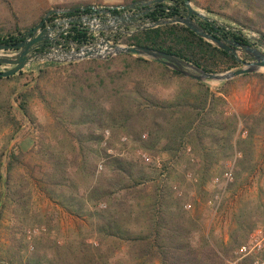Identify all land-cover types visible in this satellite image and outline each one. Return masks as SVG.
I'll list each match as a JSON object with an SVG mask.
<instances>
[{
  "label": "trees",
  "instance_id": "obj_1",
  "mask_svg": "<svg viewBox=\"0 0 264 264\" xmlns=\"http://www.w3.org/2000/svg\"><path fill=\"white\" fill-rule=\"evenodd\" d=\"M1 1L10 8L8 0ZM169 1L155 4L143 17L157 20L186 10L184 0ZM226 2L228 6L233 3L229 14L206 7L238 25L234 30L223 26L221 34L263 45L264 0ZM71 14H51L48 20ZM199 21L213 30L210 22ZM241 28L255 31L256 42H250ZM22 32L17 27L0 31V41L18 42ZM67 37L80 43L94 35L75 29ZM112 39L175 54L206 71H224L240 64L232 53L179 23L114 34ZM242 57L250 59L247 54ZM37 65L35 70L0 77V220L6 215L17 218L15 229H21L18 237L14 234L20 231L12 230L9 243L0 246L5 256L0 262L75 264L60 254L48 255L36 241L28 252L23 228L34 185L66 213L81 219L98 238L97 251L83 255L76 264H100L108 250L116 247L119 251L121 246L124 252L116 264H255L256 258L264 260V247L251 255L238 253L257 227V218L264 220L261 185L257 184L253 205L244 203L233 213L223 239L186 215L184 196L168 181L174 164L185 158L202 190L214 177L222 182L226 161L234 158L233 178L225 186L233 198L264 171V71L242 74L213 88L163 63L129 53ZM52 76L55 80L50 83ZM12 81L15 85L4 92L1 84ZM230 85L251 86V112L231 108L226 97ZM36 98L47 112L44 121L33 108ZM24 125L38 130L26 151L11 143ZM122 136L132 150L147 152V158L134 155L135 151L129 155L109 152ZM236 152L240 155L235 156ZM107 242L112 246L105 249L102 245Z\"/></svg>",
  "mask_w": 264,
  "mask_h": 264
},
{
  "label": "rangeland",
  "instance_id": "obj_2",
  "mask_svg": "<svg viewBox=\"0 0 264 264\" xmlns=\"http://www.w3.org/2000/svg\"><path fill=\"white\" fill-rule=\"evenodd\" d=\"M10 8H8L0 0V31H6L10 28L17 27L22 31H26L32 28L37 23L35 21L43 13L45 9L53 8V5L60 4L63 6H68L69 4L84 3V5H98V6H111V5H125L130 3L131 0H8ZM170 1L167 0L166 3ZM192 7L196 10L209 16L214 23H221L222 25H228L227 29L234 30L238 25L226 19L223 16L218 15L215 12L209 11L206 7L209 5L211 9L220 13H231L232 5L228 6L226 0H190ZM83 6V5H82ZM83 13V12H80ZM66 17V16H65ZM72 20L68 21L71 22ZM49 23H44L43 26L53 25ZM27 26H29L27 28ZM64 24L58 26V30L63 29ZM242 34L249 39L250 42H256L257 33L246 28L240 29ZM221 32V31H220ZM264 51V44L255 45ZM237 55L242 60V53L238 52ZM81 61V60H80ZM76 62V61H75ZM240 63V62H239ZM38 63L31 65L25 70H35L37 69ZM241 63L239 64V66ZM6 69V68H5ZM4 69V70H5ZM35 74V73H34ZM28 78L30 76L28 75ZM55 80V76H52L50 83ZM25 81L24 79L21 80ZM213 88L220 85V82L209 81L208 82ZM14 81L4 82L1 84V88L4 92H9L14 86ZM226 97L230 103L233 110L240 113L247 114L251 112L253 105V94L250 85L244 87H236L235 85H230L227 90ZM259 106L255 105V108ZM33 108L37 113L39 119L44 121L48 118L47 112L43 106V103L39 98H36L33 103ZM245 131H243V134ZM33 134H38V130H34L33 127L24 125L21 130L17 133L15 138L11 143L15 142L18 147L26 151L34 144ZM0 134V143L1 141ZM145 137V134L143 135ZM125 137L122 136L120 141L115 142L113 148H108L109 152H120L123 154H136L138 157L143 154L148 153L142 151L141 149L130 148V142L125 143ZM259 147H257V151ZM240 152H236L235 156H239ZM166 155L163 154L161 158ZM257 157V156H256ZM234 159V158H233ZM233 159H228L225 164V169L231 168L233 171ZM157 161V160H156ZM175 170L170 175L168 181L172 183L175 187L174 189L178 194H181L185 198V203H189L190 207L185 208V213L189 217H192L198 225L204 229L208 230L213 234V236L223 239L227 238L228 227L231 225L233 220V213H238L239 209L244 205V203L249 204L251 207L252 201H255L257 196V184L264 188V171L257 175L252 182L244 184L236 193L235 197L232 198V192L225 189V182L214 183L212 180L208 182L203 189L198 190L196 184V175L193 174L191 165L185 158L181 159L178 163L174 164ZM187 168L186 170H184ZM225 190V191H224ZM219 193L221 195L218 208L215 210L214 206L207 204L208 199H213V196ZM264 219V216H262ZM18 223L17 218H12L9 215L4 216L0 220V246L9 243V238L12 237V230H18L14 237H18L21 234V229H15ZM257 227H264V220H259L257 218ZM32 226L44 227L45 230L34 236L32 239L28 240L25 236V230ZM255 228V229H256ZM24 240L28 245L29 250L33 249L34 242H37L48 255L60 254L62 257H67V260L71 263L83 260L84 256L87 254L94 253L97 251L99 246L98 238L91 234L87 225L79 218H75L68 213H66L60 206L51 202L45 197V195L37 188V186H32V199L29 206L28 223L23 228ZM252 233V232H251ZM250 233V234H251ZM250 236V235H249ZM9 237V238H8ZM249 241V239H248ZM247 241V242H248ZM246 242V243H247ZM108 244L112 246L109 242L104 243L102 247L108 249ZM111 249V248H110ZM110 253H105L100 264H116V261L120 256L123 255L124 247L114 248V251L108 250ZM258 252V251H257ZM255 252H251L254 254ZM84 255V256H83ZM108 256V257H107ZM5 257L4 252L0 251V258ZM3 259V258H2ZM0 264H6L0 262ZM124 264V263H120ZM152 264H157L154 262Z\"/></svg>",
  "mask_w": 264,
  "mask_h": 264
},
{
  "label": "water",
  "instance_id": "obj_3",
  "mask_svg": "<svg viewBox=\"0 0 264 264\" xmlns=\"http://www.w3.org/2000/svg\"><path fill=\"white\" fill-rule=\"evenodd\" d=\"M166 1L139 0L125 5L96 6L89 4L49 8L35 26L19 35L20 40L18 42L0 41V64L7 67L5 70L0 71V77L14 75L35 63H69L83 59H107L113 55L124 53L155 60L171 69L180 71L185 76L205 82H223L242 74L264 71L263 50L250 43L223 36L219 29L225 25L221 23L215 24L209 16L192 7L190 0H184L185 14L166 15L157 20L143 17L154 9L155 4ZM139 5L146 7L137 8ZM88 8H91L93 12L89 15H83V21L88 25V32H97L90 41L78 43L69 39L67 41L69 47L65 48L63 46L65 41L58 39L59 31H56L57 25L43 26L45 22H48V17L51 14L72 13ZM116 9H121L122 11L115 13ZM164 9L168 8L165 7ZM100 14H104L106 18L100 19ZM68 20L69 18L61 19L57 23ZM199 20L210 22L213 30L206 29ZM170 23L183 24L216 47L232 53L241 65L224 71H206L175 54L141 45L114 42L109 37V35L115 33L131 34L142 29ZM225 28L229 27L225 26ZM101 32L102 34H100ZM238 52L247 54L251 59L242 60L237 55Z\"/></svg>",
  "mask_w": 264,
  "mask_h": 264
},
{
  "label": "built area",
  "instance_id": "obj_4",
  "mask_svg": "<svg viewBox=\"0 0 264 264\" xmlns=\"http://www.w3.org/2000/svg\"><path fill=\"white\" fill-rule=\"evenodd\" d=\"M98 6V5H96ZM87 10H89L88 12H86ZM117 10H120L122 11L121 9H117ZM80 12H83V13H80ZM92 9L91 8H88V9H85V10H77L75 12H72L71 15L75 14V13H80L79 16H76V15H69V16H66V17H59V18H56L52 21H49L48 22H45L46 24L49 23V24H52L54 22L53 25H46V26H54V25H57V29L56 31H59V36H58V39L60 40H64L65 43H64V47L65 48H68L69 45H68V40L70 38L67 37V27H68V21L70 20H73V19H79V20H84L83 19V15H89V14H92ZM120 13V12H119ZM63 14V13H61ZM65 18H69L68 21H65V22H60V23H57L58 20H61V19H65ZM99 18L100 19H103V18H106V16L104 14H100L99 15ZM60 24H64L63 26V29L65 30H58V26ZM87 32V28L85 29ZM55 32V31H54ZM89 33H92L93 35L97 32H89ZM102 34V32L100 33ZM116 34V33H115ZM114 34H111L109 35L110 39L113 41L112 39V36ZM90 41V40H89ZM5 68H7L5 65H2L0 64V71L1 70H4ZM187 150H189V147L187 148ZM143 157L146 159L147 158V155L143 154ZM233 178V174H232V169L229 168V169H226L223 173V181L225 182L224 184L226 185L227 182L231 181ZM212 181L214 183H220V180H219V177H214L212 179ZM220 198H221V195L219 193H216L214 196H213V199H208L207 200V204H210L212 206H214V209L216 210L218 208V205H219V202H220ZM184 207L185 208H189L190 207V204L189 203H185L184 204ZM45 230L44 227H38V226H32V227H29L25 230V236L28 240L32 239L34 236L42 233L43 231ZM264 247V227H258L256 229H254L252 231V233L250 234L249 236V241L247 243H244L242 244L239 249H238V253L241 254V255H247V254H250L251 252H257L259 251L260 249H262ZM231 264H234L235 262H230ZM255 264H264V260H261L259 258H256V260L254 261Z\"/></svg>",
  "mask_w": 264,
  "mask_h": 264
},
{
  "label": "flooded vegetation",
  "instance_id": "obj_5",
  "mask_svg": "<svg viewBox=\"0 0 264 264\" xmlns=\"http://www.w3.org/2000/svg\"><path fill=\"white\" fill-rule=\"evenodd\" d=\"M172 4V3H171ZM173 5V4H172ZM146 6H142V5H139L137 6V8H145ZM89 10H87L86 12H88ZM180 14H185L186 13V10H182L180 9ZM73 15H76V16H79L80 13H75ZM71 15V16H73ZM207 23V22H206ZM68 27H67V32L69 34V32H73L75 29H82V30H85L88 25L83 21V20H79L78 18L77 19H73L71 22H68ZM209 24V23H208ZM210 26V24L208 25ZM220 30V29H219ZM220 32V31H219ZM221 33V32H220ZM19 40H20V37H19ZM9 42H12V41H9ZM14 43V42H13Z\"/></svg>",
  "mask_w": 264,
  "mask_h": 264
}]
</instances>
